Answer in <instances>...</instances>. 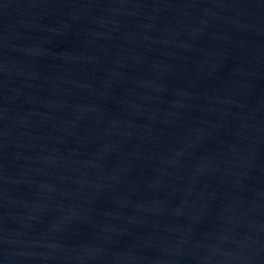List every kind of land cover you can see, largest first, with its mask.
Masks as SVG:
<instances>
[{
	"label": "water",
	"instance_id": "1",
	"mask_svg": "<svg viewBox=\"0 0 264 264\" xmlns=\"http://www.w3.org/2000/svg\"><path fill=\"white\" fill-rule=\"evenodd\" d=\"M0 264H264V0H0Z\"/></svg>",
	"mask_w": 264,
	"mask_h": 264
}]
</instances>
